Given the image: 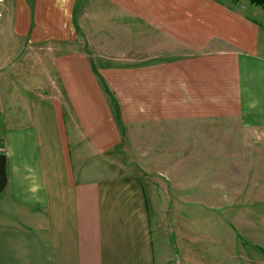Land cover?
<instances>
[{
  "label": "crops",
  "instance_id": "1",
  "mask_svg": "<svg viewBox=\"0 0 264 264\" xmlns=\"http://www.w3.org/2000/svg\"><path fill=\"white\" fill-rule=\"evenodd\" d=\"M250 6L6 0L0 41L10 35L14 42L0 44V153L8 174L0 193V264H241L227 226L183 223L174 241L170 227L156 236L152 184L147 188L141 164L118 157L131 151L123 145L128 126L130 134L138 127L164 134L171 120L201 118L215 126L237 119L259 137L254 152L264 153V8ZM107 19L145 24L130 36V48L142 42L131 55L145 51V63L129 65L130 101L121 113L100 88L89 51L45 47L70 44L81 23ZM28 53L45 59L28 62Z\"/></svg>",
  "mask_w": 264,
  "mask_h": 264
},
{
  "label": "rangeland",
  "instance_id": "2",
  "mask_svg": "<svg viewBox=\"0 0 264 264\" xmlns=\"http://www.w3.org/2000/svg\"><path fill=\"white\" fill-rule=\"evenodd\" d=\"M244 1L250 7L257 6ZM122 14L126 15L123 11ZM77 27L78 40H72L70 44L59 40L45 47L57 48L59 54L81 49L89 51L91 65L107 100L112 105L116 102L113 108L119 113L125 102L122 105L128 111L129 76L132 74L129 65L145 63L142 57L145 51L137 50L142 54L139 60L135 53L131 55L142 42L135 39L130 48V36L132 33L140 35L145 24L139 23V19L110 24L107 19V23L92 25L87 22ZM9 37H3L0 44L13 43ZM28 54V62L45 59L42 54ZM5 71L10 72V69ZM60 83L58 80L60 93H63ZM7 84L9 88V81L3 82V85ZM195 121L184 124L171 120L164 134L154 127V135L152 130L139 127L130 134L129 126L126 127L123 145L131 151L119 153L118 160L141 164L148 180L147 188L152 184L149 192H152L156 236L160 238L170 227L174 229L171 232L174 241L178 236L177 225L183 223L227 226V234L233 233V245H228L239 254L238 261L264 264V183H259L264 182V158H259V154L264 153L254 152L259 137L246 130L237 119L233 122L218 119L216 126L209 118ZM228 131L230 133L226 135Z\"/></svg>",
  "mask_w": 264,
  "mask_h": 264
},
{
  "label": "water",
  "instance_id": "3",
  "mask_svg": "<svg viewBox=\"0 0 264 264\" xmlns=\"http://www.w3.org/2000/svg\"><path fill=\"white\" fill-rule=\"evenodd\" d=\"M8 182L7 156L0 153V193L5 189Z\"/></svg>",
  "mask_w": 264,
  "mask_h": 264
},
{
  "label": "trees",
  "instance_id": "4",
  "mask_svg": "<svg viewBox=\"0 0 264 264\" xmlns=\"http://www.w3.org/2000/svg\"><path fill=\"white\" fill-rule=\"evenodd\" d=\"M234 2H237L239 0H233ZM251 4L257 5V6H261L264 8V0H248ZM117 120L119 122V124L122 123V120L120 119L119 116H117Z\"/></svg>",
  "mask_w": 264,
  "mask_h": 264
},
{
  "label": "built area",
  "instance_id": "5",
  "mask_svg": "<svg viewBox=\"0 0 264 264\" xmlns=\"http://www.w3.org/2000/svg\"><path fill=\"white\" fill-rule=\"evenodd\" d=\"M5 3V0H0V18L3 17L4 11H3V4Z\"/></svg>",
  "mask_w": 264,
  "mask_h": 264
}]
</instances>
